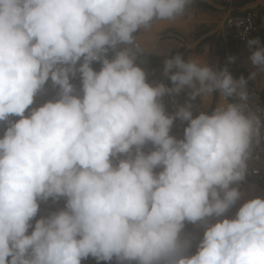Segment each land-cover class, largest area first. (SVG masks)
<instances>
[{"label":"clouds","instance_id":"clouds-1","mask_svg":"<svg viewBox=\"0 0 264 264\" xmlns=\"http://www.w3.org/2000/svg\"><path fill=\"white\" fill-rule=\"evenodd\" d=\"M189 2L0 0V122L7 123L0 138V264H81L89 257L97 264H264V199L243 203L235 218L207 219L227 213L249 184L246 161L262 124L240 101L256 87L264 102L248 83L257 71L236 79L226 66L215 70L175 55L164 70L144 66L168 80L151 86L135 63L137 56L145 61L134 34L153 21H174ZM259 39L248 41L255 50L241 59L264 73ZM77 74L82 96L70 82ZM49 80L58 99L29 108ZM186 87L189 102L172 105L167 96ZM214 93L220 102L211 114L193 118L190 101L208 103ZM163 98L172 110L180 106L174 115ZM175 119L188 122L183 139L169 134ZM148 143L154 150L146 154ZM120 155L127 159L114 165ZM61 197L65 210L33 228L38 201ZM185 221L205 229L191 256V240L181 238Z\"/></svg>","mask_w":264,"mask_h":264},{"label":"crops","instance_id":"crops-1","mask_svg":"<svg viewBox=\"0 0 264 264\" xmlns=\"http://www.w3.org/2000/svg\"><path fill=\"white\" fill-rule=\"evenodd\" d=\"M250 10L261 27L259 41L264 46V0H190L183 14L174 21H153L150 29H141L137 33L135 40L140 42L142 50L140 58L158 64L179 52L185 61L200 58L215 70L226 66L236 79L241 76L248 79L250 73L257 71L256 78L248 80V83L257 85L264 97V73L254 68L250 59L237 57L235 40L225 27L228 17L240 16ZM229 57H235V62L229 63ZM172 86L170 81L169 88ZM190 91L186 87L180 94L168 96L170 103L185 105L189 102ZM190 102L195 118L202 112L211 114L220 97L219 93H214L208 103L200 97ZM229 102L239 103V99L230 98Z\"/></svg>","mask_w":264,"mask_h":264},{"label":"built area","instance_id":"built-area-1","mask_svg":"<svg viewBox=\"0 0 264 264\" xmlns=\"http://www.w3.org/2000/svg\"><path fill=\"white\" fill-rule=\"evenodd\" d=\"M225 27L227 28L228 32L234 38V47L237 56L240 58H249L252 54V51L255 50V45L250 50L248 47V41L252 39H259L260 37V27L257 22V19L253 12L247 11L240 16H232L228 17L225 20ZM138 44V43H136ZM139 45V44H138ZM133 45H121V48H132ZM112 57V53H109V59ZM139 56L136 59V66L141 67V69L146 74V83H149L151 86H156L159 83H164L167 86L168 80L164 75V71L158 68H151L146 69L144 66L140 64L138 61ZM74 88L76 89V93L80 96L83 95L82 93V85L79 78V74L70 81ZM248 91V100L246 102L240 101V103H246L247 109L245 110V115L247 116L249 112L255 113L261 120V137H260V144L257 145L255 143V139L253 140L251 154L246 161L247 170L244 182L249 184H253L255 186L253 192L245 193L241 189V199L234 205L232 208L229 209L227 213H225L222 217L216 218H207L209 224H214L222 219H232L235 218V215L239 209L243 205V203L255 199L261 198L264 199V102L259 97L256 87L247 88ZM58 86L54 87L51 80L46 82L44 89L37 93L36 97H34V104L29 106L31 107H39L43 106L44 103L48 101L55 102L58 99ZM164 104L165 112L167 115H174L178 108L170 109L166 103V99L163 98L161 101ZM28 109H26L25 115H27ZM10 120H18L20 117H9ZM188 126V122L181 121L179 119H175L173 121V125L170 128V136L175 137L176 139H183L184 137V129ZM7 127L6 122H0V138L3 137L4 131ZM154 150L151 143L146 144L143 147V151L147 154L150 151ZM111 159V158H110ZM119 159H127L126 155H120L118 159H113V164L116 165L119 162ZM162 169H156V172H159ZM66 207V198H58L53 200L49 198L48 201H38V213L37 216L34 218L31 223L34 224L35 221L40 218H47L53 213H57L61 210H65ZM185 228L181 232L182 239H190L191 240V247L186 253V255H194L197 251V246L203 238L204 227L202 226L201 222H197L196 224L192 222L185 221ZM34 230L32 228L29 229V233ZM194 238V239H193ZM193 239V240H192ZM115 259V258H114ZM116 260V259H115ZM104 261H101L103 263ZM81 264H97L95 258L89 257L85 260L81 261ZM124 264H137L136 261H125ZM163 264V262H162Z\"/></svg>","mask_w":264,"mask_h":264},{"label":"trees","instance_id":"trees-1","mask_svg":"<svg viewBox=\"0 0 264 264\" xmlns=\"http://www.w3.org/2000/svg\"><path fill=\"white\" fill-rule=\"evenodd\" d=\"M175 55H180L181 56V53H176ZM173 55V57L175 56ZM182 57V56H181ZM183 58V57H182ZM146 61L145 63H143V66L147 67V68H150L151 66H157V67H161L163 70H164V63L161 62V63H158V64H155L153 61H149L148 60H144ZM168 97V96H167Z\"/></svg>","mask_w":264,"mask_h":264},{"label":"bare ground","instance_id":"bare-ground-1","mask_svg":"<svg viewBox=\"0 0 264 264\" xmlns=\"http://www.w3.org/2000/svg\"><path fill=\"white\" fill-rule=\"evenodd\" d=\"M254 188H255V186L253 185V184H248V185H244V186H242V190L245 192V193H247V191L248 192H253V190H254ZM194 239V238H193ZM192 239V240H193Z\"/></svg>","mask_w":264,"mask_h":264},{"label":"rangeland","instance_id":"rangeland-1","mask_svg":"<svg viewBox=\"0 0 264 264\" xmlns=\"http://www.w3.org/2000/svg\"><path fill=\"white\" fill-rule=\"evenodd\" d=\"M134 36L136 37V36H137V33L134 34ZM94 63H95V62H93V64H92L93 69H94L95 71H99L101 67H95V64H94ZM102 264H115V263H114L113 261H109V262H103Z\"/></svg>","mask_w":264,"mask_h":264}]
</instances>
